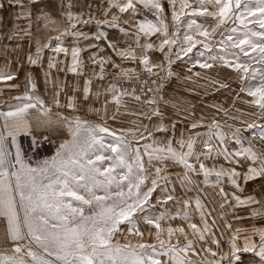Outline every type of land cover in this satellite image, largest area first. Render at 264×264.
Instances as JSON below:
<instances>
[{
  "label": "snow or ice",
  "instance_id": "obj_1",
  "mask_svg": "<svg viewBox=\"0 0 264 264\" xmlns=\"http://www.w3.org/2000/svg\"><path fill=\"white\" fill-rule=\"evenodd\" d=\"M109 7L106 11L111 12L115 8L119 13H128L129 16L138 14L137 5L153 10L156 23L151 20L140 21L137 25L138 31L145 35H162V40L158 46V51L164 53V59L168 62L169 70L167 76L173 75L171 71L172 49L178 43L179 29L169 33L168 24L165 22V7L162 0H108ZM61 9V14L68 21L76 20L85 24L89 20L81 21L83 13H73L75 6L73 0H57ZM172 9V20L176 25L183 23L182 17L189 18L204 16L211 18L214 24L197 23L195 18H189L187 31H185L176 59L181 58V54L188 56L196 49L195 55L203 59L196 60V64L201 69H212L217 65L227 67L239 74L241 81L259 80V84L253 86L248 84L241 87L240 92H246L251 100L245 101L250 106L258 109L252 113L258 120L264 121V0H199L193 6L188 0H168ZM50 5L45 0H0V11L5 8L17 9L16 20L24 19L28 21L27 28L20 29L14 34H6V40H13L14 36H31V22L34 13H39L36 19L49 20L52 18L46 10ZM91 8V5H86ZM186 10H190L186 11ZM115 14L112 20H118ZM3 17L0 16V21ZM231 21V25L229 22ZM127 22V21H126ZM98 23H109L110 27L116 25L108 21H98ZM239 25L237 28L234 25ZM250 24H258L261 31L250 28ZM75 28V24L69 25ZM123 31V29H122ZM65 33L73 36H83L90 39L83 32H71L65 29ZM222 37L216 40L217 36ZM22 38V37H21ZM94 39L104 38V34L93 37ZM56 41H60L57 36ZM36 55L27 57L31 65H37L41 61L42 52L50 48L49 43L41 44L36 41ZM108 46L115 50V45L109 41ZM199 46V48H197ZM20 45H15L11 51H15ZM89 47H96L90 44ZM167 47V51L165 48ZM219 47V51H216ZM153 44H147L146 49H153ZM203 49V51L199 50ZM55 53L68 52V49L59 46L51 49ZM81 49H72V59L74 66L69 71L76 72L75 65L78 63V56ZM8 46L5 45L0 55L7 56ZM122 56L126 53H118ZM135 58V57H133ZM95 62V59H94ZM260 65L259 68L252 67V63ZM140 63L145 66L147 72L152 73V69L163 67V65L152 64L150 58L144 55ZM116 66V65H114ZM195 66V65H194ZM48 69L56 67L53 58H49ZM118 67V66H117ZM103 68H101V72ZM191 71V69H189ZM49 74L45 73L47 76ZM197 77L200 73H195ZM101 79L103 76L101 74ZM15 79V74L11 72H0V82H7ZM185 79H191L190 76ZM87 83H90L88 81ZM155 84V81H152ZM10 88H17L19 85L10 84ZM163 85L157 87L159 92ZM221 88H227V84H220ZM36 89V84L27 79L25 91L22 97H15L19 103L14 107H9L8 111H0V118L3 119V131H0V228L3 230V240L10 244V248L0 252V264H197L193 261L189 253L198 255L196 251L197 242L203 244L210 243L221 248V242L216 233L212 231L215 220L209 225L207 216L210 212H205L204 205L199 199L196 200V210L200 213L203 227L192 223V217L187 211H178L170 214L167 210L160 211L158 215L153 214L158 204L167 205L169 201L175 204H183L187 209L191 200H179L174 189L169 190L167 184L168 177L162 175L168 162L182 165L185 169L182 184H192L194 181L190 174H203L205 182L210 174L215 172L217 183L219 178L225 174L230 182L240 188L238 180L247 183L251 180L264 178V151L254 147L252 141L258 139L264 142V123H248L245 129L236 128L231 130L232 140L241 145L240 149L231 151L227 147L228 137L221 131V125L213 120L209 126L207 139L201 141L205 152L197 153L195 144L199 133L196 136L184 138L176 141L174 133L176 122L164 123L165 114L160 110L159 101L163 100L161 95L159 101L153 97L143 101L151 108V116L159 118V123L154 128L148 125H138L132 129H120L119 135L104 124H91L79 117L74 120L61 118L68 127L71 135L70 140L59 144L56 152L50 158L44 159L33 167L25 161L20 146L16 143V136L29 131V124L26 115L29 110L36 109L43 116H49V109L45 108V101L38 96L30 94ZM110 90L117 105L121 104V96L131 95L137 102L141 101V96L133 90L131 93L121 92L117 95L115 86ZM149 92L153 90L148 89ZM84 100L89 99V88L85 87ZM59 96V92L56 93ZM99 94H97V98ZM59 105V100L55 101ZM167 103V101H165ZM68 108H75L73 98H69ZM126 107V105H125ZM215 107V105H213ZM89 111L100 114L101 109L89 108ZM117 112L111 117H107L106 106L103 109L102 119H117ZM137 115H146L139 113ZM236 119V117H233ZM41 123H51L42 121ZM191 129H196L201 125L193 120L190 123ZM141 127L143 132H140ZM247 130L251 133L248 146L244 147V138L241 132ZM140 133L139 140H152V143H145L143 151L141 148H133L124 133ZM7 137L11 138V144L16 148L13 154L5 144ZM146 133V135H144ZM157 133L169 135L165 141L156 139ZM113 137L112 142L105 141V135ZM215 138L216 143H213ZM43 139L47 140V137ZM139 141H137L138 143ZM178 144L179 148L173 147ZM34 147H39V142L34 141ZM186 149V150H185ZM223 156L229 163L240 164L237 157H244L252 162L247 172L241 174L235 168L225 170L221 168L216 171L209 169L203 162L199 163V168L190 160L200 161L201 158H211ZM145 156L147 160H145ZM257 161L259 162L257 165ZM150 169H153L150 171ZM165 182L164 187L160 181ZM161 190V195L153 203V194L157 189ZM220 194L225 197V202L220 205L224 208L228 204V194L220 188ZM233 197L237 204H258L260 201L249 196L241 200L239 196ZM264 214L253 209V215ZM177 216H182L184 221H188V228L191 230L193 239L189 238V232L183 226L167 227L162 225V221H171ZM223 218V214H221ZM149 226L147 235L154 237V243L145 241L146 232L141 229L140 222ZM121 225H125L122 229ZM227 229H231V224H226ZM151 229H154L152 231ZM126 231L129 237H138L136 243L127 240L124 243L115 239L118 234ZM241 230L236 229L238 234ZM254 235L259 236V241H254L251 237H244V244L237 243L239 236L233 234L229 241L227 251H215L211 247L204 248L206 255L213 257L208 264H264V229H254ZM183 237V243L180 237ZM175 237V242L173 238ZM248 258L245 259V256ZM55 259H52V258ZM168 257L166 262L163 258Z\"/></svg>",
  "mask_w": 264,
  "mask_h": 264
},
{
  "label": "crops",
  "instance_id": "obj_2",
  "mask_svg": "<svg viewBox=\"0 0 264 264\" xmlns=\"http://www.w3.org/2000/svg\"><path fill=\"white\" fill-rule=\"evenodd\" d=\"M90 1L91 8L86 6L85 0H73L74 7L72 8L73 13L82 12L85 17L84 20L90 22L85 24L83 22H77L75 19L71 22L61 14V9L57 4V0H45L50 6L46 9L52 21L44 19H36L39 13H34L31 22V33L32 35L23 36L20 32L19 35L14 36V39L9 41L4 37L6 34H14L19 32L20 29L27 28L28 21L24 19L16 20L17 9L5 8L0 11V16L3 20L0 21V51L3 50L4 46L7 45L9 52L8 55H0V72H11L15 74V79L7 82H0V111H8L9 107L16 106L19 102L14 99L15 97H22L25 91V84L27 79H31L36 84V89L30 94L38 96L40 99L45 101V108L49 109V116H43L41 112L36 109L29 110L26 115V120L29 124V131L27 133L21 132L16 136V143L20 146L21 139H36L45 140L44 137L51 141L58 142L59 144L71 139V135L68 131L67 125L61 119L67 118L68 120H74L79 117L81 120H86L91 124H104L111 130L119 133L120 129H132L138 125H148L150 128H154L159 122L155 121H143L142 113L138 106L134 102L121 99V104L117 105L113 99L112 91L110 87L113 86L111 78L116 75L119 70H130L136 68H145L140 60L144 55L150 58L152 64L165 65L164 53L158 51L159 34L157 35H145L138 31L137 24L135 25L136 19H141L140 14L135 16H129L128 13H119L115 8H112L111 12L106 11L109 7L108 0H88ZM142 5H137L138 12L143 10ZM113 14L119 17L118 20L113 21ZM139 16V17H138ZM83 21V20H81ZM98 21H108L115 24V27H110L109 23H98ZM127 21V22H126ZM75 24V28H70L69 25ZM65 29L71 32H83L90 39H85L83 36H73L65 33ZM123 29V31H122ZM104 34V38L99 40L93 37ZM60 37V41H56V37ZM22 37V38H21ZM39 40L41 44L49 43L50 48L45 49L41 54V61L37 65H31L27 57L29 54L36 55V41ZM111 41L115 45V50L108 46V42ZM90 44L96 45V47H89ZM147 44H153V49H146ZM15 45H20L14 52L11 49ZM61 47L68 49V52L55 53L51 49L55 47ZM79 48L81 51L78 56V63L75 65L76 72L69 71L74 66L72 59V49ZM123 52L126 55L122 56L118 53ZM174 52V50H173ZM175 56V55H173ZM53 58V63L56 67L48 69L49 58ZM135 57V58H133ZM95 59V62H94ZM116 65V66H114ZM118 66V67H117ZM101 68L103 71L101 72ZM159 67L153 68L158 70ZM45 73H48L47 80ZM103 76V79L100 76ZM174 77H170L166 82L165 89H163L162 96L163 100L160 106V110L165 114H173L170 119L165 115V124H170L172 121L176 122V131L174 138L176 141L181 139V133L184 138L188 136H196L197 133L200 135L197 137L195 149L197 153L205 152L206 149L202 147L201 141L207 139L209 134V126L212 123L209 119H197L196 121L201 125L196 129L190 128V123L193 120H182L176 118V112H182V110H175L172 112L170 106L165 104V101L172 95L183 93L182 90H178V87H173ZM90 81V83H87ZM17 84L19 87L10 88L8 85ZM89 88V99L84 100V88ZM59 92V96L56 93ZM97 94L99 97L97 98ZM69 98H73L76 107L68 108ZM59 100V105L55 102ZM126 105V107H125ZM107 108V117H111L117 112V119L112 120L110 118L102 119L103 109ZM137 106V107H136ZM89 108L101 109L100 114L89 111ZM186 110V108H184ZM150 112V111H149ZM183 112H186L183 110ZM51 123H41L42 121H48ZM4 121L0 118V131H3L2 125ZM140 132H143L141 127ZM120 134V133H119ZM140 133L125 132V138L131 142L132 147L143 148L145 143H152V140H139ZM146 135V133H144ZM169 135L157 133L156 139L158 141H165L169 138ZM6 136V147L15 154L16 148L11 144V138ZM228 137V135H226ZM231 142V134H230ZM137 141H139L137 143ZM213 143H216L215 138ZM238 144L227 143V147L231 151L240 149ZM173 147L179 148L178 144H173ZM22 151V148H20ZM186 150V149H185ZM145 159L147 157L145 156ZM241 161L238 165L236 163H229L224 159L223 156H213L211 158H201L200 161L192 158L190 162L194 163L199 168V163L203 162L209 169H215L219 171L221 168L230 170L235 168L236 171L241 174L247 172L248 168H245L242 163L247 162V166L252 165L251 161L246 160L244 157H237ZM258 165V162H257ZM256 166V165H252ZM153 169H150L152 171ZM185 169L182 165L174 164L171 161L162 175L168 177L169 183L167 188L169 190L174 189L175 194L184 193V199L191 200V204L187 211L192 217L191 222L196 223L198 226L203 227L200 213L196 210V200L199 199L204 205L205 212H210L211 215L207 216L209 225L212 224L213 219L215 220V226L212 231L216 233L217 238L221 242V248L217 249L216 245L210 243L202 244V246L211 247L215 251H227L231 236L236 233V229L241 231L237 234L239 239L237 241L241 246L244 244V237L249 236L257 242L258 235H254V229H264V214L253 215V209L259 207V212L264 213V178L248 181L244 183L243 180H238L240 188L238 189L231 182L227 174L219 178L217 183V177L215 172L210 174L205 182L203 174L196 175L190 174L194 183L182 184V178L184 176ZM162 187L165 182L160 181ZM224 189V192L228 194V204L224 208L220 205L225 202V197L220 194V188ZM161 192V190L158 188ZM233 194L239 196L241 200H245L249 196L255 197L256 200L260 201L258 204H237ZM255 206V207H253ZM181 211V212H182ZM223 214V218H221ZM173 222V223H171ZM188 221H184L182 216L174 220L165 222L164 227L169 224L171 226L187 227ZM226 224H231V229L225 227ZM191 233V230H190ZM10 248V244L3 240V230L0 228V252ZM208 256V262L213 260V257Z\"/></svg>",
  "mask_w": 264,
  "mask_h": 264
},
{
  "label": "rangeland",
  "instance_id": "obj_3",
  "mask_svg": "<svg viewBox=\"0 0 264 264\" xmlns=\"http://www.w3.org/2000/svg\"><path fill=\"white\" fill-rule=\"evenodd\" d=\"M86 5L90 4V1L85 0ZM164 7H165V15L167 17L166 23L168 24L169 33L172 31L179 29V37L178 43L176 46L172 49V60L174 61L171 64V71L173 73L172 77L175 76L173 87H178V90H182L184 94L181 95V93H178L177 95L170 96L165 103L166 105L170 106V110L174 112L175 110H184L186 112H176V118L182 119V120H197V119H209L212 123L213 120L218 121L221 125V131H223L226 135H228V143H233L235 146V142L231 138L230 142V134L231 130H234L236 128H241L242 130L246 128V125L242 123L243 121H247L248 123H252L255 121L256 123H264V121L258 120L256 116L252 115L254 112H258V109L254 106H250L249 104L245 103V101H249L252 99V97H249L246 92H240L241 87H246L248 84H251L253 86H256L259 84V80H249L247 82L241 81L239 79V74L233 71L230 68L227 67H221L217 65L216 67L212 69H201L198 64H196V60L203 59L201 57H198L195 55L196 49L193 50V53L188 54V56H184L181 54L180 59H176V53L179 50L180 43L182 42L183 35L185 31H187V23L189 21V18H195L197 20V23H206L207 25L214 24V21L211 18H206L204 16H196V17H189L185 18L182 17L183 23L181 25H176L172 20V9L168 4V0H162ZM199 0H188V3L195 6ZM179 4V0H178ZM92 9V8H91ZM189 11L190 10H186ZM82 13V12H79ZM140 14L141 19L135 20V25L143 20H151L153 23H156V18L153 14V10L150 8H143V10H140L138 12ZM86 16H82L81 20H84ZM139 17V16H138ZM231 25V21L229 22ZM237 28H239V25H234ZM250 28H253L255 31H261L258 24H250ZM159 42L162 40V35L159 34ZM222 37L219 35L216 37V40H220ZM199 48V46H197ZM174 50V52H173ZM203 51V49H199ZM219 47H217L216 51H219ZM165 51H167V47L165 48ZM175 55V56H173ZM163 65V64H161ZM195 65V66H194ZM252 67L259 68L260 65L256 63H252ZM139 72H141L144 76H146V83L150 88L153 90V97H155L158 101L160 96L162 95L163 89H165L167 80L170 79V77L167 76V72L169 70L168 62L165 61V65L163 67H159L158 70L152 69V73H149L146 71L145 68H136ZM191 69V71H189ZM133 70V69H130ZM130 70H119L115 76L111 78V81H116V78L120 76L126 75V73H129ZM199 72L200 76L197 77L195 73ZM190 76L191 79H185V77ZM152 81H155V84L152 83ZM220 84H227V88H221ZM163 85L162 89L157 92L156 89L158 86ZM169 87V86H168ZM116 89V87H115ZM117 95H120L118 91L116 90ZM121 99L127 100L129 102H134L137 104L138 109L141 110L142 113L146 115H142L143 121L147 122L150 120L147 118L148 116H151V108L155 107L149 106L148 104L144 103L142 100L140 102L135 101L132 99L131 96H121ZM147 100V99H146ZM162 101H159V107L161 106ZM215 105V107H213ZM136 106V107H137ZM186 108V110L184 109ZM150 111V112H149ZM167 117L170 119L171 115L173 114H167ZM233 117H236V119H233ZM159 121V118L152 116L151 121ZM165 120V116H164ZM105 135V141L106 142H112L113 137ZM119 135V133H118ZM241 136L244 138V147L248 146V141L251 139V133L250 131L244 130L241 132ZM34 141L39 142V147H34L33 143ZM254 147L259 148L261 151H264V142L259 141L258 139L252 141ZM6 144V142H5ZM59 143L55 141H51L49 139L47 140H36V139H28V138H22L20 142V148H22V154L26 162L31 164L33 167L36 166V164L44 159L50 158L53 156L56 152V149L58 148ZM238 147H241V145H237ZM135 148V147H133ZM141 151H143V148H141ZM243 158V157H242ZM147 160V159H145ZM250 161V160H249ZM258 162V161H257ZM252 163V162H251ZM259 163V162H258ZM242 165L245 168H248L247 162L242 163ZM161 195V192L157 189V191L153 194V200L152 202H156V198ZM178 197H180L181 201L184 200V193H178L175 194ZM174 202L169 201L167 205L158 204L155 209H152L153 214L158 215L160 211L167 210L170 214H175L178 211L183 210V204L179 206L180 208L178 210L172 209ZM255 207V206H253ZM256 210H260L259 207L255 208ZM176 218H179L177 216ZM168 221H162V225ZM173 223V222H171ZM187 227H184L186 231L189 232V238L193 239L190 229L188 228V224H186ZM179 226H181L179 224ZM140 227L142 230L146 232L145 235V241L148 243H154V237H150L147 235V231H149V226L145 225L143 221L140 222ZM172 227H178L177 225H173ZM121 228L124 229L125 225H121ZM154 231V229H151ZM116 240H118L121 243L126 242L127 240H131L132 243H136L138 241V237L131 236L129 237L126 233V231L123 234H118L115 237ZM181 242L183 243V237H180ZM259 241V238L257 239V242ZM173 242H175V237L173 238ZM206 246H202L201 242H197L196 244V251L199 253L198 255H192L191 252L189 253L190 258L193 261H196L197 264H208V259L203 251V249ZM248 258V255L245 256V259ZM52 259H55L54 257ZM166 262L168 261V257L163 258Z\"/></svg>",
  "mask_w": 264,
  "mask_h": 264
},
{
  "label": "built area",
  "instance_id": "obj_4",
  "mask_svg": "<svg viewBox=\"0 0 264 264\" xmlns=\"http://www.w3.org/2000/svg\"><path fill=\"white\" fill-rule=\"evenodd\" d=\"M128 72L129 73H126V75L120 76L116 78V81H114V86L116 87L118 93L119 94H121V92L131 93L133 90H135V93L141 96L142 101L152 98L154 94L153 91L152 92L148 91L150 86H148V84L146 83V76H144L137 69H133ZM178 199L181 200L180 197H178ZM180 205L181 204L177 205L174 203L172 209L178 210L180 208L179 207Z\"/></svg>",
  "mask_w": 264,
  "mask_h": 264
}]
</instances>
